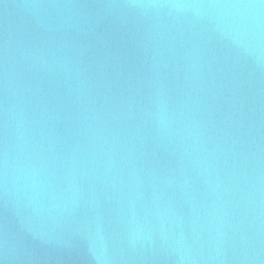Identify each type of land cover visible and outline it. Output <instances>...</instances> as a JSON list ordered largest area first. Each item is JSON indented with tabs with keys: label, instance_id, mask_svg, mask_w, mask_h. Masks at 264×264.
<instances>
[{
	"label": "water",
	"instance_id": "obj_1",
	"mask_svg": "<svg viewBox=\"0 0 264 264\" xmlns=\"http://www.w3.org/2000/svg\"><path fill=\"white\" fill-rule=\"evenodd\" d=\"M0 264H264V0H0Z\"/></svg>",
	"mask_w": 264,
	"mask_h": 264
}]
</instances>
